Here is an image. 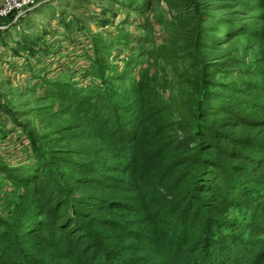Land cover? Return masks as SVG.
Here are the masks:
<instances>
[{
  "label": "trees",
  "instance_id": "trees-1",
  "mask_svg": "<svg viewBox=\"0 0 264 264\" xmlns=\"http://www.w3.org/2000/svg\"><path fill=\"white\" fill-rule=\"evenodd\" d=\"M257 80L262 103L231 96L225 107L201 76L191 146L146 88L91 92L86 108L64 111L79 123L30 132L33 164L0 156L14 182L0 264H264V72ZM203 208L229 220L195 234Z\"/></svg>",
  "mask_w": 264,
  "mask_h": 264
},
{
  "label": "rangeland",
  "instance_id": "rangeland-1",
  "mask_svg": "<svg viewBox=\"0 0 264 264\" xmlns=\"http://www.w3.org/2000/svg\"><path fill=\"white\" fill-rule=\"evenodd\" d=\"M10 26L0 30V156L7 167L33 164L29 133L51 132L50 122L79 123L83 114L64 111L86 108L84 99L105 87L133 97L151 89L149 106L161 107L167 131L190 146V115L205 97L201 76L225 107L231 96L262 103L254 83L264 72V0H39ZM13 183L0 172V217L8 214ZM223 211L197 212L193 233L229 220Z\"/></svg>",
  "mask_w": 264,
  "mask_h": 264
},
{
  "label": "built area",
  "instance_id": "built-area-1",
  "mask_svg": "<svg viewBox=\"0 0 264 264\" xmlns=\"http://www.w3.org/2000/svg\"><path fill=\"white\" fill-rule=\"evenodd\" d=\"M39 0H2L0 6V30H8L27 10L32 8ZM7 21V22H6ZM11 22V23H10Z\"/></svg>",
  "mask_w": 264,
  "mask_h": 264
},
{
  "label": "crops",
  "instance_id": "crops-1",
  "mask_svg": "<svg viewBox=\"0 0 264 264\" xmlns=\"http://www.w3.org/2000/svg\"><path fill=\"white\" fill-rule=\"evenodd\" d=\"M7 22V21H6ZM0 23H5V21H0ZM11 27V26H10ZM9 30V29H8ZM7 31V30H6Z\"/></svg>",
  "mask_w": 264,
  "mask_h": 264
}]
</instances>
